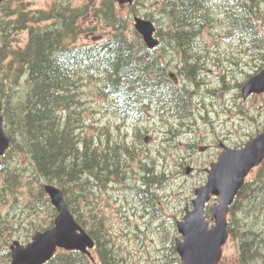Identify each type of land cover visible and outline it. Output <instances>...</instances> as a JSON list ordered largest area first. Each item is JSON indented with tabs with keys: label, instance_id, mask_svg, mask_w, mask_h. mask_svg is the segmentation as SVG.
Returning <instances> with one entry per match:
<instances>
[{
	"label": "trees",
	"instance_id": "16d2710c",
	"mask_svg": "<svg viewBox=\"0 0 264 264\" xmlns=\"http://www.w3.org/2000/svg\"><path fill=\"white\" fill-rule=\"evenodd\" d=\"M263 1L157 0L163 20L156 18L155 12L148 11L144 16L158 25L162 54L158 48L146 46L141 35L118 12L116 0H103L96 7L85 3L77 10H70L65 3H52L48 9L30 12L28 0H7L1 6L0 110L11 138L2 163L14 154L29 158L32 174L40 181L39 186L32 187V195L52 208L50 222L39 226L41 229L52 225L56 214L44 190V183H53L63 189L77 221L96 240V256L92 258L79 250H60L45 264H128L113 244L110 231L105 230L104 215L93 212V196L97 189H105L109 181L124 178L122 159L128 166L129 159L139 158V152L119 142H114L113 149L109 148L110 141L95 145V137L84 133L86 120L82 116L88 105L83 95L88 93V87H97L107 98V106L110 99L124 120H139L147 113L162 111L183 116L192 109L194 91L188 84L179 85L172 80L163 55L177 62L183 76L197 81L200 58L205 56L195 51L197 39L206 28L226 24L225 32L215 37L235 39L242 49L251 48L261 57L262 67L264 31L259 21ZM137 3L141 5L143 0L129 6L135 12ZM90 13L108 25L93 26L108 30V36L100 42L76 46L74 41L86 32L81 19ZM25 29L29 33L27 43L14 46L11 32ZM119 145L124 146L122 151H117ZM142 167L146 188L138 187V192L142 199L146 195L152 201V183L163 182L165 176L154 174L146 165ZM0 168L6 171L0 182V195L3 189L16 192L20 168ZM255 171L231 207L229 231L231 238L238 241L239 264H264V162ZM81 204L88 215L79 211ZM161 225L157 228L161 229ZM171 226L166 229L163 242L165 255L170 258L167 264H181L175 246L176 228Z\"/></svg>",
	"mask_w": 264,
	"mask_h": 264
},
{
	"label": "rangeland",
	"instance_id": "374dc122",
	"mask_svg": "<svg viewBox=\"0 0 264 264\" xmlns=\"http://www.w3.org/2000/svg\"><path fill=\"white\" fill-rule=\"evenodd\" d=\"M56 1L71 3L74 7L85 3L96 7L103 0H28L27 10L36 12L40 8H50ZM157 5V0H143V4H135L138 8L135 12L128 5L116 2L118 12L128 20L131 28L136 14L155 12V17L163 20ZM261 6L259 27L264 31V1ZM81 20L86 32L74 41V45L93 43L108 36V30L93 27L108 26L104 20L97 21L93 13ZM216 26L206 28L198 41L201 46L197 50H204L206 59L204 67L196 74L197 81L179 73L180 67L172 58H163L171 68L169 72H176L178 76L175 78L179 82L193 88L194 105L187 114L150 112L139 120L135 117L124 120L114 110L110 99L107 106V98L98 92L97 87H88V93L83 95L88 105L82 116L86 120L84 133L95 137V145L110 141L109 148L113 149L114 142H119L139 152V158L129 159L128 166L122 159L124 178L118 182L109 181L105 189H97L96 196H93V212L104 215L105 230L110 231L113 244L123 253L128 264H167L170 261L163 244L166 229L182 218L186 204L194 196V189L205 181V167L212 160L210 154L200 148L219 140L230 146L241 145L264 128V94L243 100L238 88V84L242 85L261 68L262 59L251 48L242 49L235 39L228 42L217 39L215 34L224 33L226 24L214 29ZM28 37L26 29L11 32L14 46H24ZM123 148L119 145L117 151ZM141 160L153 166L157 174L165 173L164 181L154 188L158 192L156 200H144L138 192V187L144 183ZM188 164L194 166L189 174L186 173ZM8 166H17L21 174L20 183H15L16 192L3 189L0 195V215L3 216L0 218V264H11V243L15 239L29 241L34 231L41 228L39 226L50 222L52 209L48 202L32 195L31 189L39 186L40 181L33 176L27 156L14 154L1 165L5 169ZM255 173L253 170L247 179H252ZM5 176L6 171L0 168V182ZM261 207L264 210V204ZM79 209L84 216L89 214L83 204ZM147 209L150 213L145 211ZM208 219L211 220V215ZM161 223L163 225L158 229ZM92 252L96 256L95 248ZM238 262V241L229 238L220 264Z\"/></svg>",
	"mask_w": 264,
	"mask_h": 264
},
{
	"label": "water",
	"instance_id": "95a60500",
	"mask_svg": "<svg viewBox=\"0 0 264 264\" xmlns=\"http://www.w3.org/2000/svg\"><path fill=\"white\" fill-rule=\"evenodd\" d=\"M5 0H0V6ZM132 3L134 0H118ZM135 27L150 48L159 45L153 20L135 17ZM264 92V68L252 76L243 86L244 97ZM11 144V138L4 127V116L0 110V164ZM264 161V130L249 139L243 147L225 146L217 161L208 170L207 182L196 189L193 209L186 208L182 220L177 222L183 238L176 239L177 251L182 264H219L223 246L228 240V214L230 207L243 186L248 174ZM45 190L58 214L54 225L46 230H37L32 240L11 244V264H45L58 251L80 250L92 256L94 238L76 220L63 190L55 184H45ZM213 195L218 202L211 206L215 223L210 226L205 217V205Z\"/></svg>",
	"mask_w": 264,
	"mask_h": 264
},
{
	"label": "flooded vegetation",
	"instance_id": "af4514ba",
	"mask_svg": "<svg viewBox=\"0 0 264 264\" xmlns=\"http://www.w3.org/2000/svg\"><path fill=\"white\" fill-rule=\"evenodd\" d=\"M54 3H57V4H61V5H63L64 2H60V1L57 2V1H56V2H54ZM65 4L68 5V8H69L70 10H76V9H77V7H74L71 3H65ZM43 9H48V7H47V8H43ZM202 67H204V63H202ZM225 144H226V143L223 142V141H221V140H219L218 142H215V141H213V142H208V143L204 146V148H200V150L203 149L202 152H204V153H209V154H210V156L212 157V160L210 159V160H211V161H210V160L208 159V161H210L209 164H211L214 160L217 159V157H218L220 151L222 150V148H223V146H224ZM226 145H228V144H226ZM229 146H230V145H229ZM232 146H234V145H232ZM208 166H209V165H208ZM208 166L205 167V171L207 170ZM154 169H155V168H154Z\"/></svg>",
	"mask_w": 264,
	"mask_h": 264
}]
</instances>
